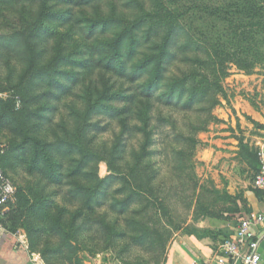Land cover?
<instances>
[{"label": "rangeland", "instance_id": "374dc122", "mask_svg": "<svg viewBox=\"0 0 264 264\" xmlns=\"http://www.w3.org/2000/svg\"><path fill=\"white\" fill-rule=\"evenodd\" d=\"M85 1L74 0L72 5H66L63 0H0V42L12 37L20 40L18 45L0 46V101L19 98L17 89L19 86L24 87L25 83L22 81L27 79L28 65L24 58L29 54V47L39 51L43 45L47 50L44 65L53 64L57 48L62 47L67 49L65 54L69 56V63L76 64L74 68L68 66L60 70L66 72V76L61 79L63 84L70 83L67 80L70 81L76 73L81 72L78 65L86 59L83 55L89 47L96 51L92 57L97 67L93 68L88 81L91 80L98 87L112 88L114 84L112 96L116 91L127 88L128 82L112 77L106 70V42H86L71 29L73 24L81 26L84 22L86 26L100 20L108 12V0L101 1L100 11L93 8V3L85 4ZM241 1L204 0V3L212 8L219 4L232 5L234 2L241 5ZM68 9L73 11V18L67 23ZM206 18L210 21L215 19L210 15ZM199 24L203 25L195 19L188 26L186 20L189 28L196 25L197 29ZM228 28L226 23L216 20L215 26L209 28L207 33L213 39H219L220 43H226L231 40ZM255 30L256 38L263 40L259 44V57L255 59L252 56L254 67L251 73L228 64L227 76L216 83L219 88L210 96L202 98L198 95L194 99L192 93H187L176 106L166 105V97L159 96V100L154 101L150 120L154 129L148 148L150 154L142 160V164L148 168L146 172L151 174L152 194L144 195L142 201L132 202L123 216L117 214L119 208L112 203L114 200L123 199L127 191L117 195V198H109L108 206L97 207L93 220H88L92 224V230L87 233L86 228H83V232L77 237L80 248L70 243L75 247L74 255H67L71 250L61 247L63 242L59 238L40 231L42 226L37 223L35 227L40 230L35 234V250L29 248L25 226L27 213L19 207L20 192L23 189L38 188L42 191L43 204L51 202L54 209H65L69 212V218L77 214L74 211L79 210L80 202L77 199L74 204L64 195L72 188L76 193V188L69 186L71 180L66 181L64 193L59 192L31 173L30 157L21 162L22 158L17 155L19 147L25 143V135L19 134L12 121H5L6 107L0 104V166L12 182L17 201L3 221L4 235L8 234L17 239L29 253L35 254L33 256L41 264H165L164 257L167 253L170 250L177 252L174 246L186 247L177 244L186 234H197L200 231L198 229H206L213 244L222 235L230 233L232 225L225 222V211L233 207L240 211L246 209L244 195L248 192L255 194L253 179L257 172L258 153L264 150V31L259 27ZM193 31L199 34L202 30ZM46 33L50 40L43 44L38 41L36 45L33 36L42 38ZM232 42L240 45V42ZM233 44L228 45V48L239 53ZM76 51H80L81 55H70ZM247 55H251V52ZM184 71H189L187 65L173 64L168 77L172 80L182 79ZM43 89L44 84H37L34 93L37 95ZM52 91L57 90L54 88ZM76 93H79L78 90L72 94ZM72 96L55 103L59 109L54 116L50 115L52 124L44 121L37 128L32 125L28 136L31 139L38 138L44 143L52 142L60 131V121L69 119L65 104ZM115 102L114 106L121 105ZM70 121L72 122L71 119ZM89 123L92 124L88 132V139L91 140L89 147L110 148L120 131L118 122L106 116H93ZM130 123L131 126H136L137 120ZM124 138L128 140V154L125 159L132 164L131 153L139 147L141 135L136 133L131 138L127 135ZM119 162L118 165L123 166V162ZM97 170L100 178L109 175L103 162L98 164ZM117 177L119 178L113 184V190L122 184V177ZM145 201L150 204L147 205ZM209 213L214 217L206 218ZM235 217L237 221L238 217ZM100 221L110 222L115 229H127V232L110 242L101 231ZM143 221L149 222L145 225ZM141 225L145 228H156L159 235L158 239L152 238L156 239L155 243L138 240L143 235ZM59 249L61 254H56Z\"/></svg>", "mask_w": 264, "mask_h": 264}, {"label": "trees", "instance_id": "16d2710c", "mask_svg": "<svg viewBox=\"0 0 264 264\" xmlns=\"http://www.w3.org/2000/svg\"><path fill=\"white\" fill-rule=\"evenodd\" d=\"M63 1L66 5H72L74 0ZM101 1L86 0L85 4L93 3V8L100 11ZM106 6L108 12L102 19L86 26L84 22L81 26L73 24L71 29L86 42H106V70L112 77L128 82L126 89H120L112 96L114 84L112 88L98 87L91 80L88 81L93 68L97 67L92 57L96 51L89 47L83 55L86 59L78 65L81 72L76 73L70 81L67 80L70 83L63 84L61 79L66 76V72L60 70L68 66L74 68L76 64L69 63V56L65 54L67 49L62 47L57 48L53 64L44 65L47 50L43 45L39 51L31 47L27 50L29 54L24 58L28 65L27 79L22 81L25 83L24 87L19 86L17 89L19 98L0 101L7 112V120H3L12 121L19 134L25 135V143L19 147L17 155L22 158L21 162L30 157L31 173L59 192L64 193L66 181L71 180L69 186L76 188V193L72 188L64 195L74 204L77 199L80 202L79 210L74 211L77 214L69 218V212L65 209H54L51 202L43 204L42 191L38 188L23 189L20 192L19 207L27 213L25 226L31 250H35V234L40 230L35 227V223L42 226L40 231L59 238L63 242L60 246L71 250L67 255H74L75 247L70 243L80 248L77 237L83 228H86L87 233L92 230V224L88 220H93L97 207L108 206L109 198H117V195L127 191L123 199L114 200L112 203L119 208L117 214L123 216L132 202L142 201L144 195L152 194L151 174L146 172L148 168L142 164V160L150 154L148 148L154 134L150 120L154 101H158L159 96L166 97V105L176 106L187 93H192L194 99L198 95L202 98L208 97L218 90L216 83L227 76L228 64L251 73L254 67L252 56L256 59L260 54L259 44L263 39L256 38L255 28L259 27L264 31V0H242L241 5L234 2L232 5L219 4L212 8L204 0H108ZM72 12L68 9L67 23L73 18ZM208 15L215 19L210 21L206 18ZM195 19L203 25H197V29L196 25L193 28L187 27L186 20L188 26H191ZM216 20L229 26V42L220 43L219 39H213L207 33V30L215 26ZM192 29L202 31L198 34L193 33ZM33 40L37 45L38 41L43 44L50 39L46 33L42 38L34 35ZM233 40L240 42V45L233 44ZM19 42V39L12 37L1 41L0 46L18 45ZM232 44L239 53L228 48ZM250 52L251 55H247ZM70 55L77 56L81 53L76 51ZM176 63L187 65L189 71L182 73V79L172 80L168 73ZM41 83L44 84V89L36 95V86ZM54 88L57 91H52ZM76 90L79 93L72 94ZM71 95L72 98L65 104L69 119L60 121V131L53 141L44 143L38 138L31 139L28 132L32 125L37 128L44 121L52 124L50 117L58 113L59 109L55 103ZM114 102L121 105L114 106ZM93 116H106L118 122L120 131L110 148L89 147L91 140L88 139V132L92 127L89 122ZM135 119L136 126H131L130 122ZM136 133L141 135V142L136 151L131 153L133 163L129 164L125 159L128 154V140L124 136L131 138ZM119 161L123 162V166L118 165ZM101 162L106 164L109 172L105 178L98 176V164ZM256 165L258 172V160ZM1 169L3 170L2 167ZM3 172L7 176L4 170ZM117 176L122 177V184L113 190L112 186L119 178ZM255 192L258 194L261 191ZM261 193L264 198V193ZM145 203L150 204L147 201ZM225 212L241 215L237 207L227 208ZM206 217L214 215L209 213ZM147 222L143 221L145 225ZM99 225L110 242L127 232V229H115L110 222L100 221ZM141 232L143 235L138 240H147L152 244L156 242L152 238L158 239L159 234L155 227L145 228L141 225ZM174 248L179 255H187L185 251L190 253L186 247ZM56 252L61 254L60 249ZM49 254L51 253H41Z\"/></svg>", "mask_w": 264, "mask_h": 264}, {"label": "crops", "instance_id": "0c3cea01", "mask_svg": "<svg viewBox=\"0 0 264 264\" xmlns=\"http://www.w3.org/2000/svg\"><path fill=\"white\" fill-rule=\"evenodd\" d=\"M261 194V192L258 194L257 192L255 194L250 192L245 193L244 197L247 205L244 211H240L242 216L264 213V198H262ZM241 215L224 214L225 222L227 224L231 223L232 229L230 233L222 235L219 241L213 244L210 241V233L206 229H198L200 231L196 232L197 234H186L177 244L185 245L190 250V253L185 251L187 255H179L174 250H170L164 257L165 264H215L221 240L232 233L237 222L235 216L240 218L242 217ZM254 230L256 236L259 238L261 264H264V227L256 226ZM33 255L35 254L29 253L14 237L8 234L0 235V264H41Z\"/></svg>", "mask_w": 264, "mask_h": 264}, {"label": "built area", "instance_id": "2783aa9c", "mask_svg": "<svg viewBox=\"0 0 264 264\" xmlns=\"http://www.w3.org/2000/svg\"><path fill=\"white\" fill-rule=\"evenodd\" d=\"M19 104H16L18 108ZM259 169L253 179V188L264 193V150L258 153ZM15 189L0 167V235L3 221L15 205ZM264 227V213L238 218L232 233L221 240L215 264H261L259 238L254 228Z\"/></svg>", "mask_w": 264, "mask_h": 264}]
</instances>
